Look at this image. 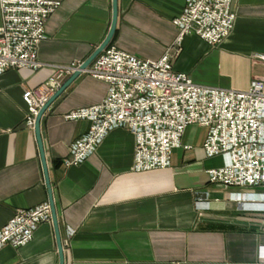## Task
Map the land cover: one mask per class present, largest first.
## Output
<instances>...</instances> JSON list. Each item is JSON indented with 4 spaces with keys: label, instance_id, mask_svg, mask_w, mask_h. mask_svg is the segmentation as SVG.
I'll use <instances>...</instances> for the list:
<instances>
[{
    "label": "crops",
    "instance_id": "obj_1",
    "mask_svg": "<svg viewBox=\"0 0 264 264\" xmlns=\"http://www.w3.org/2000/svg\"><path fill=\"white\" fill-rule=\"evenodd\" d=\"M58 1L39 46L43 68L10 69L0 76V229L17 210L50 203L36 125H26L24 92L47 82L55 65L82 66L112 27L113 0ZM118 5L108 46L159 59L176 42L174 19L185 0H118ZM232 8L237 14L232 33L216 46L187 35L173 62L177 71L201 85L238 90L264 80V62L258 59L264 55V0H234ZM107 92L106 82L83 71L41 120L65 264H262L264 212L244 201L260 191L210 181L208 170L223 166L225 158L206 155L207 128H187L167 169L133 171L136 140L123 127L111 131L85 162L64 164L72 144L91 126L65 115L100 103ZM0 264H60L53 219L40 224L27 245H6Z\"/></svg>",
    "mask_w": 264,
    "mask_h": 264
},
{
    "label": "built area",
    "instance_id": "obj_2",
    "mask_svg": "<svg viewBox=\"0 0 264 264\" xmlns=\"http://www.w3.org/2000/svg\"><path fill=\"white\" fill-rule=\"evenodd\" d=\"M185 3L183 13L174 19L178 38L159 59L141 58L110 45L85 70L106 82L108 92L100 103L65 115L70 121L87 120L91 126L72 144L64 164L70 167L85 162L111 131L123 127L136 140L133 171L167 169L187 128L200 125L208 129L206 155L225 158L223 166L208 170L210 181L229 189L259 190L247 200L242 195L239 198L264 212V80L255 79L248 90L207 86L173 65L187 35L196 34L216 46L232 33L237 20L234 0ZM61 4L58 0H0V76L10 69L43 68L39 46L46 38L47 21ZM258 59L264 62V55ZM80 66L55 65L47 82L24 92L28 127H35L40 110ZM51 221L49 202L17 210L0 229V251L9 244L16 248L27 245L39 225ZM260 259L264 264V247Z\"/></svg>",
    "mask_w": 264,
    "mask_h": 264
},
{
    "label": "water",
    "instance_id": "obj_3",
    "mask_svg": "<svg viewBox=\"0 0 264 264\" xmlns=\"http://www.w3.org/2000/svg\"><path fill=\"white\" fill-rule=\"evenodd\" d=\"M113 5H114V11H113V23L112 27L110 29V32L103 42L101 46L94 52V54L80 67L79 71L76 72L63 86L58 90V92L49 100V102L40 110L39 115L37 117L36 121V134H37V139L39 142V147L41 151V156L44 164V169H45V174H46V180H47V185L49 187V192H50V205L52 208V219L54 222V226L56 229L57 233V238H58V244H59V251H60V264H65V253H64V246L62 242V238L60 235L59 231V221H58V214H57V209L55 206L54 198H53V189H52V184L49 176V169H48V164H47V159H46V154H45V149L43 145V140L41 136V120L47 109L51 106V104L65 91V89L69 86V84L75 80L78 76L81 75V73L85 70L88 69V67L91 65V63L108 47V45L112 42L117 25H118V18H119V5H118V0H113Z\"/></svg>",
    "mask_w": 264,
    "mask_h": 264
}]
</instances>
